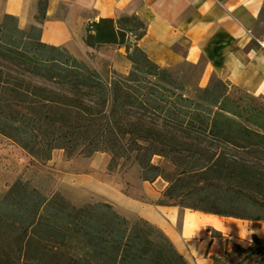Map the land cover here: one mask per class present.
I'll return each instance as SVG.
<instances>
[{
	"label": "trees",
	"instance_id": "trees-1",
	"mask_svg": "<svg viewBox=\"0 0 264 264\" xmlns=\"http://www.w3.org/2000/svg\"><path fill=\"white\" fill-rule=\"evenodd\" d=\"M145 32L135 15L101 18L84 41L98 51ZM41 33L11 15L0 23V135L43 162L62 150L67 158L106 153L109 171L137 165L143 181L167 182L159 205L264 222V115L245 109L229 83L216 78L189 98L140 47L127 74L109 66L103 76ZM244 252L261 255L264 238L254 235ZM0 264L191 263L143 218L18 180L0 195Z\"/></svg>",
	"mask_w": 264,
	"mask_h": 264
},
{
	"label": "crops",
	"instance_id": "crops-1",
	"mask_svg": "<svg viewBox=\"0 0 264 264\" xmlns=\"http://www.w3.org/2000/svg\"><path fill=\"white\" fill-rule=\"evenodd\" d=\"M6 15L23 30L40 27L42 42L84 60L96 52L84 41L90 22L135 15L146 24L138 45L160 67H201L205 85L219 78L264 100V0H0V23ZM108 47H116L112 61L126 73L123 48ZM142 182L150 184L143 199L115 188L101 191L103 201L130 220L143 218L159 228L191 264H213L235 234H245L237 221L157 204L164 187L158 180ZM210 228L222 235L213 236Z\"/></svg>",
	"mask_w": 264,
	"mask_h": 264
},
{
	"label": "rangeland",
	"instance_id": "rangeland-1",
	"mask_svg": "<svg viewBox=\"0 0 264 264\" xmlns=\"http://www.w3.org/2000/svg\"><path fill=\"white\" fill-rule=\"evenodd\" d=\"M31 28L25 31L30 32ZM141 31L142 29H138L136 32ZM138 42L136 36L131 35L128 44L120 46L123 48L122 53L129 65L124 74H127L133 66L129 54L139 55L137 51ZM115 48L102 47L96 52L89 53L87 59L80 60H84L91 69L99 74L107 75V70L116 69L111 58ZM168 70L183 87L185 95L192 99H196L202 90L210 87L216 79L215 77L212 78L210 84L205 85L204 82H201L202 68L190 64L168 67ZM228 89L234 98L242 99L240 103L245 109L253 108L264 115L263 98L245 93L230 84ZM241 121L247 123L245 119ZM109 160L110 157L106 153H97L89 158L82 156L67 158L62 150H57L53 153L51 160L43 162L31 158L11 140L0 135V195L4 194L16 181L23 180L30 182L31 185L40 189L47 196L60 192L76 205L103 201L101 191L114 192L115 188H120L126 194L133 193L139 199L145 198L143 194L144 185L150 187V184L142 182L138 166L122 165L116 171H109ZM155 161L157 163L163 162L161 158H156ZM157 180V185L160 188L164 187L165 189L168 185L162 178ZM222 218L239 222L246 231L244 235L235 234V238H232L228 244L226 254L221 257L222 260L219 262L213 260V264H264V252L261 255H248L244 252L250 247L254 235L264 238V222L233 217ZM209 230L212 234L222 235L212 228Z\"/></svg>",
	"mask_w": 264,
	"mask_h": 264
}]
</instances>
